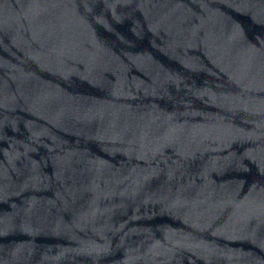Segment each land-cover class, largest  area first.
Segmentation results:
<instances>
[{
    "label": "water",
    "instance_id": "95a60500",
    "mask_svg": "<svg viewBox=\"0 0 264 264\" xmlns=\"http://www.w3.org/2000/svg\"><path fill=\"white\" fill-rule=\"evenodd\" d=\"M0 264H264V0H0Z\"/></svg>",
    "mask_w": 264,
    "mask_h": 264
}]
</instances>
